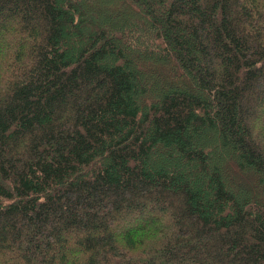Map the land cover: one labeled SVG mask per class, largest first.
Returning <instances> with one entry per match:
<instances>
[{"label":"trees","instance_id":"16d2710c","mask_svg":"<svg viewBox=\"0 0 264 264\" xmlns=\"http://www.w3.org/2000/svg\"><path fill=\"white\" fill-rule=\"evenodd\" d=\"M0 264H264V0H0Z\"/></svg>","mask_w":264,"mask_h":264},{"label":"rangeland","instance_id":"374dc122","mask_svg":"<svg viewBox=\"0 0 264 264\" xmlns=\"http://www.w3.org/2000/svg\"><path fill=\"white\" fill-rule=\"evenodd\" d=\"M129 51H131L130 49H128Z\"/></svg>","mask_w":264,"mask_h":264}]
</instances>
